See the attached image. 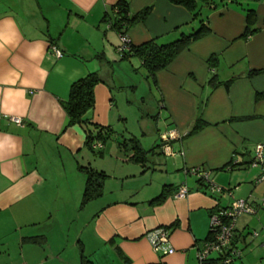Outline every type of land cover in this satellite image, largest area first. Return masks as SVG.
Instances as JSON below:
<instances>
[{
	"label": "crops",
	"instance_id": "crops-1",
	"mask_svg": "<svg viewBox=\"0 0 264 264\" xmlns=\"http://www.w3.org/2000/svg\"><path fill=\"white\" fill-rule=\"evenodd\" d=\"M117 1L0 0V264H82L81 246L89 264H200L197 254L209 237L211 214L237 199L250 201L257 212L237 218L231 246L243 258L231 264H264V181L255 183L261 168L251 164L257 144L264 158V72L250 75L264 70V0L243 2L257 15L258 31L248 39L241 38L246 27L241 7H218L208 14L211 32L156 73L162 128L157 138L172 131L177 137L165 151L159 148L165 163L148 157L144 165L114 136L112 149L109 140L90 148L79 125L64 129L61 101L74 81L89 73L102 79L88 116L110 128L113 88L123 93L137 87L129 72L141 63L120 59L119 34L110 23ZM149 6L146 21L127 32L133 45L156 37L171 41L177 27L189 29L192 16L182 6L129 0L130 14ZM52 45L62 51L60 58L50 54ZM212 55L219 59L218 80L233 79L228 88L207 83ZM199 112L208 125L186 136ZM111 154L125 158L120 163ZM80 167L108 176L88 213L81 207L86 176ZM197 167L211 171L219 192L210 193L186 172ZM165 185L169 196L151 203ZM180 186L188 193L175 198ZM157 227L170 228L164 247H172V254L153 250L147 233ZM219 259L215 254L203 264Z\"/></svg>",
	"mask_w": 264,
	"mask_h": 264
},
{
	"label": "trees",
	"instance_id": "trees-1",
	"mask_svg": "<svg viewBox=\"0 0 264 264\" xmlns=\"http://www.w3.org/2000/svg\"><path fill=\"white\" fill-rule=\"evenodd\" d=\"M168 1L173 5L182 6L187 11H189L192 16V20L190 24H188L189 29L185 30L182 29L183 27H177L174 32H177L178 36L176 39L171 41H166L163 37H156L139 45H133L131 42H129L127 50L119 53L121 60L137 59L140 61L141 67L145 71L143 79L146 81L151 79L154 85H156L155 75L158 71L166 69L172 63V61L192 42L204 37L211 32L208 22V14L211 11L216 10L218 7L226 6L229 3L241 7L246 17V27L243 34L241 35L242 39L246 40L258 31V28H256L257 15L255 10L253 8H247L243 3L247 0ZM113 9L114 16L113 18H110L111 27L119 35H127V32L132 27L142 24L146 21L152 7H145L138 13L130 14L129 0H118ZM207 63L209 65L210 72L212 73L208 77L207 83L211 89H214L222 83L218 80L216 73H214L218 68L219 59L216 55H212L209 57ZM262 72H264V70L251 71L250 75L260 74ZM232 80L233 79L227 80L222 84L228 88ZM101 82L103 81L97 73H89L86 76L74 81L70 86L68 98L65 101H61V106L67 118V123L64 129L72 125H79L84 130L86 135V145L90 148L95 141H100L103 147V144L106 143L107 140L113 138V130L110 127L96 124L88 116V114L93 111L95 105L94 88ZM200 114L201 112H199L198 117L186 136H191L208 125L201 119ZM128 141L130 143H127ZM128 141H123L120 143L121 149L132 152V160L142 165L147 162L148 154H154L156 149L158 153L161 154L159 148L162 146V143L160 142L155 144L152 149L145 150L141 147L136 139H129ZM200 169L211 172L204 167H200ZM80 170L84 172L86 176L85 187L81 199V207L83 208L102 195L104 182L108 176L103 171H95L88 167H80ZM189 172L190 169L187 170V173ZM197 180L201 185H204L210 193H212L210 190V185L207 182H205L200 177H197ZM170 188V185H165L161 193L156 198H154L151 203H162L169 196ZM164 228L170 230L169 227ZM209 238L210 230L208 239ZM79 254L82 264L90 263V260L84 254L82 246L79 248ZM207 261H209V259L204 262ZM155 264L166 263L158 262Z\"/></svg>",
	"mask_w": 264,
	"mask_h": 264
},
{
	"label": "built area",
	"instance_id": "built-area-1",
	"mask_svg": "<svg viewBox=\"0 0 264 264\" xmlns=\"http://www.w3.org/2000/svg\"><path fill=\"white\" fill-rule=\"evenodd\" d=\"M119 38L120 45L117 50L121 53L122 51L127 50L130 39L126 34L119 35ZM50 54H52L55 58H60L62 56V51L57 46L52 45L50 46ZM11 121L17 125H22L24 123L23 119L20 117H11ZM176 137L177 134L173 131L160 135L164 151L168 148L170 140ZM95 147L102 148L101 142H97ZM251 164L252 166H259L261 168V174L257 177L255 183L264 181V158H262V144H257L255 160ZM189 173L196 177H200L207 182L210 185L212 193L219 192V187L213 184L210 179V172L207 170H201L200 167H197L190 169ZM187 193V187L180 186L174 193V197L184 198ZM260 206L264 207V198L260 200ZM256 212L257 208L246 199H237L228 207L218 208L215 212H213L210 216V238L204 243V246L198 250L197 255L199 263L203 264L204 261L209 259L212 252H216L220 258L219 264H231L235 259L240 258L242 252L238 248L231 246L236 220L242 214L254 215ZM258 235L259 234L256 231L252 233V237H257ZM147 239L152 245L153 250L156 252L164 255L172 254L174 252L172 247H164V245L168 243L169 239V230L164 227H157L150 230L147 233Z\"/></svg>",
	"mask_w": 264,
	"mask_h": 264
},
{
	"label": "rangeland",
	"instance_id": "rangeland-1",
	"mask_svg": "<svg viewBox=\"0 0 264 264\" xmlns=\"http://www.w3.org/2000/svg\"><path fill=\"white\" fill-rule=\"evenodd\" d=\"M134 68L137 70L129 73H132L134 79L133 84L137 86L136 88H126L124 90L126 92L123 93L119 92L118 87L113 88L116 104L113 109L115 121H113L111 128L113 130V136L118 142L121 143L129 139H136L143 149L150 150L156 143H159V139L157 138L158 131L162 130L159 119L157 120L158 112L161 110L159 103L160 97L152 80L149 79L146 81L143 79L142 67L135 66ZM114 140L107 141L106 146L109 149H112L111 147L115 143L113 142ZM127 143L130 142L128 141ZM154 152V154H148L147 157H149V160L156 163L166 162L161 157V154L158 153L157 149ZM103 154L105 157L110 156L108 151H104ZM111 155H113V159H119L120 163L125 158L124 154ZM95 158L99 157L95 155ZM163 174L166 176L165 172ZM104 199L107 200L106 198ZM86 206L88 213L91 208H89V204ZM82 217L84 218V216ZM215 254L217 255L216 252H212L210 256L214 257ZM242 258L235 259V262L240 263Z\"/></svg>",
	"mask_w": 264,
	"mask_h": 264
}]
</instances>
